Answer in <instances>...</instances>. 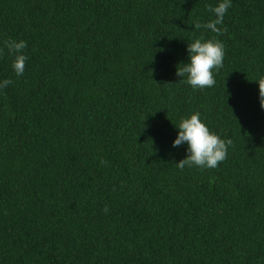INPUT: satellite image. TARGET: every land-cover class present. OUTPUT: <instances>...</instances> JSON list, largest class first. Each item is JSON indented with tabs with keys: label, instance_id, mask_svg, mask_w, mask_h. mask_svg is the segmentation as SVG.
<instances>
[{
	"label": "trees",
	"instance_id": "16d2710c",
	"mask_svg": "<svg viewBox=\"0 0 264 264\" xmlns=\"http://www.w3.org/2000/svg\"><path fill=\"white\" fill-rule=\"evenodd\" d=\"M217 3L0 0V48L29 57L16 77L0 55V264H264V0L195 30ZM200 37L225 58L193 90L175 73ZM195 112L233 141L215 169L175 165Z\"/></svg>",
	"mask_w": 264,
	"mask_h": 264
},
{
	"label": "clouds",
	"instance_id": "9594fccd",
	"mask_svg": "<svg viewBox=\"0 0 264 264\" xmlns=\"http://www.w3.org/2000/svg\"><path fill=\"white\" fill-rule=\"evenodd\" d=\"M233 0H218L215 6H208V11L214 17L206 23L198 20L193 23L195 30H208L216 36H222L226 31L224 19ZM24 40L8 39L4 47L0 48V55L7 49L13 57L11 69L16 77H22L25 73L26 63L29 57L24 50L27 48ZM187 63H181L176 68V76L180 78L179 83H185L193 90H203L215 86V74L223 68L225 58V46L219 39L194 38L188 43ZM13 83L10 79L0 80V90L7 88ZM258 85V102L261 110H264V76L256 82ZM176 138L172 142L173 148L186 146V158L175 164L180 170L185 167H197L200 169H215L228 155V149L232 146L231 139H222L212 132L201 120L200 113L195 112L189 117L182 118L178 125ZM106 164V161H101ZM105 213L108 209H104Z\"/></svg>",
	"mask_w": 264,
	"mask_h": 264
}]
</instances>
